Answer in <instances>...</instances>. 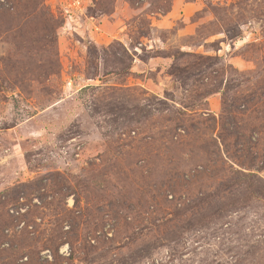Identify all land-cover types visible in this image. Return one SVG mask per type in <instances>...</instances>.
<instances>
[{
	"label": "rangeland",
	"instance_id": "1",
	"mask_svg": "<svg viewBox=\"0 0 264 264\" xmlns=\"http://www.w3.org/2000/svg\"><path fill=\"white\" fill-rule=\"evenodd\" d=\"M0 264H264V0H0Z\"/></svg>",
	"mask_w": 264,
	"mask_h": 264
}]
</instances>
